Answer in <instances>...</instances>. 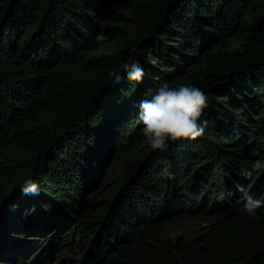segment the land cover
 <instances>
[{
  "label": "trees",
  "instance_id": "1",
  "mask_svg": "<svg viewBox=\"0 0 264 264\" xmlns=\"http://www.w3.org/2000/svg\"><path fill=\"white\" fill-rule=\"evenodd\" d=\"M101 31L109 40L97 45ZM133 59L143 82L113 95L108 78ZM165 80L201 87L208 123L160 153L136 116ZM256 151L264 156V0H0V201L30 172L37 199L91 224L85 264H264V208L249 218L236 200L240 186L264 198V174H239ZM99 181L111 188L88 198ZM14 196L9 213L37 214L33 196ZM202 213L218 217L207 232L171 235L170 224ZM24 257L3 264H45Z\"/></svg>",
  "mask_w": 264,
  "mask_h": 264
},
{
  "label": "rangeland",
  "instance_id": "2",
  "mask_svg": "<svg viewBox=\"0 0 264 264\" xmlns=\"http://www.w3.org/2000/svg\"><path fill=\"white\" fill-rule=\"evenodd\" d=\"M230 42L232 50H239L242 48L245 38L241 35L235 36ZM215 43L216 41L212 44ZM115 49L116 44L113 42L109 43L102 50L112 53ZM198 57V55L194 54L184 68L188 70L190 68H188L189 64L193 65L191 67H195L199 62ZM108 169L105 172H108ZM98 184L95 187L98 188L97 190L93 189L92 191L95 190L93 193L87 192L88 195L85 194L88 198L95 197L96 200L101 199L111 188L110 183L109 186L103 185L102 181H99ZM245 190L250 193L249 188H245ZM14 195L10 198L11 202L7 205L8 208L6 207L0 211V264H3V260L6 258H11L18 254L20 256L24 254V260L27 263L34 262L36 257L44 255L45 259H42L41 262L45 264H85V256L90 251L89 247L92 245L91 243L95 237L94 233L91 239H88L86 236L90 235L88 230L91 224L88 226L86 223L80 222L59 199H57V204L62 208L58 209V206H55L54 203L51 205L50 201H40L36 196L29 198L26 203V206L29 209L31 208L30 210L33 209L32 205L37 206L34 209L37 214H34L33 218H31L30 212L11 214L9 212L17 211L12 208L17 198ZM47 200L52 201L53 199L52 197H48ZM236 200L243 203V194L239 193L236 196ZM214 204V201L209 199L205 203L204 209L202 208L201 210L210 213L214 209ZM203 214L197 217L187 216L176 220L169 226L171 235L176 237L187 232H193L194 235L207 232L213 226V220H216L218 217ZM215 214L220 215L221 213L217 211ZM68 217H72L73 219L68 221ZM81 219L84 218L81 217ZM64 231L69 232L67 236H65ZM29 245L34 246V249L31 251L26 250L25 247L27 248ZM54 247L56 249H53ZM113 249L115 250L116 247H113ZM49 251H53L50 257Z\"/></svg>",
  "mask_w": 264,
  "mask_h": 264
},
{
  "label": "clouds",
  "instance_id": "3",
  "mask_svg": "<svg viewBox=\"0 0 264 264\" xmlns=\"http://www.w3.org/2000/svg\"><path fill=\"white\" fill-rule=\"evenodd\" d=\"M108 40L109 36L103 31L95 36L97 45L107 44ZM147 58L150 64L158 63L151 52L147 54ZM145 75L139 60L133 59L122 71V78L110 76L108 85L112 88V94L116 95L124 88L125 81L139 84L143 82ZM207 107L208 96L201 87L178 80H165L150 98L138 102L136 123L142 125L140 135L144 143L153 151L164 153L173 142L195 141L206 134L208 121L202 117ZM255 155L259 158L249 167L240 169L239 174L246 180L264 174V156H261L260 151H256ZM238 190L243 194V204L238 210L249 218H254L257 211L264 208V198H256L244 186H240ZM40 191L39 181L31 176L25 177L20 185L21 194L26 196H39ZM16 207L17 205H12L13 209Z\"/></svg>",
  "mask_w": 264,
  "mask_h": 264
},
{
  "label": "water",
  "instance_id": "4",
  "mask_svg": "<svg viewBox=\"0 0 264 264\" xmlns=\"http://www.w3.org/2000/svg\"><path fill=\"white\" fill-rule=\"evenodd\" d=\"M29 174H30V172H27L25 177L30 176ZM25 177H24V178H25ZM24 178L19 179V180L17 181V183L14 184V186H12L13 189H11L10 192H7V193L3 196L2 200L0 201V211L2 210V208H3L5 205H7V204L10 202V200H11L10 198L13 196V194H15V193H17V192L20 191V185L22 184Z\"/></svg>",
  "mask_w": 264,
  "mask_h": 264
}]
</instances>
